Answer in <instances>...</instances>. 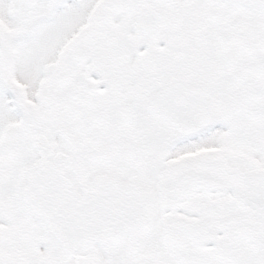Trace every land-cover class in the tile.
<instances>
[{"label": "snow or ice", "instance_id": "snow-or-ice-1", "mask_svg": "<svg viewBox=\"0 0 264 264\" xmlns=\"http://www.w3.org/2000/svg\"><path fill=\"white\" fill-rule=\"evenodd\" d=\"M0 264H264V0H0Z\"/></svg>", "mask_w": 264, "mask_h": 264}]
</instances>
